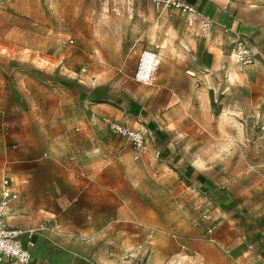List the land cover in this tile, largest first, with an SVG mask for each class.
Listing matches in <instances>:
<instances>
[{
	"label": "rangeland",
	"instance_id": "obj_1",
	"mask_svg": "<svg viewBox=\"0 0 264 264\" xmlns=\"http://www.w3.org/2000/svg\"><path fill=\"white\" fill-rule=\"evenodd\" d=\"M21 1L0 0L17 18L0 16L15 48L0 58L34 86L18 109L2 103L0 182L31 186L6 216L36 229L31 264H264V0H200L219 29L196 52L165 48L151 85L134 78L145 49L103 52L115 39L92 35V0H43L39 22L19 20ZM236 32L254 64L238 62ZM108 99L154 132L142 153L95 117Z\"/></svg>",
	"mask_w": 264,
	"mask_h": 264
},
{
	"label": "crops",
	"instance_id": "obj_2",
	"mask_svg": "<svg viewBox=\"0 0 264 264\" xmlns=\"http://www.w3.org/2000/svg\"><path fill=\"white\" fill-rule=\"evenodd\" d=\"M183 1L194 5L199 12L202 10L200 0ZM131 3L132 9L130 12L128 8L129 4L126 0H92V6L95 7L92 13V22L96 23L94 26L96 33H93L94 29L92 26V35L96 37H103L106 39H115L107 41L105 43L103 52L107 54H126L145 49L143 50V52L149 51L158 54L159 69L161 65L164 66L166 64L164 61L162 62V54L166 52L165 48L169 47L171 48V50H180L186 54L196 52L197 49L204 46V44L202 43V38H205L206 36L209 38V35L213 31L216 32L217 29H219V20L217 17L216 19L213 17L216 16V10L212 8L213 4H211V6L207 10H205V12H202V15L210 17L214 21V26L211 29L212 32L208 35H204L201 31L202 19L196 20L194 24L190 26L188 23V19L184 18V16H180L182 24H177V20L179 17L176 13L174 14V12L177 10L168 12L166 10L159 9L152 0H132ZM46 4L47 3L43 0H23L21 1L20 5H18V3L14 5L24 7V13L27 14V16H30L24 18L21 17L19 18L20 21L39 22L47 20L46 17L48 15V11L43 8ZM8 6L9 8H11L12 5L8 4ZM11 12L13 13V11ZM206 12L211 13L213 16ZM12 13H9V11L0 10V16H4L5 19L10 20L13 18L14 20H17L16 17H10L13 16ZM147 24L150 27V31L154 32L153 34H145L144 27ZM101 31L102 33H97ZM145 36L153 38V41H149L148 44L144 43L143 40ZM166 36L168 37V40H165ZM6 37L16 38V29L13 28L12 30H10ZM1 46L5 47L6 49L0 50V56H8L12 58V53L14 52L13 50H15V48L13 49V44H11V42L5 43L4 41H2V37L0 36V47ZM10 58H8L7 60H4L5 58H0V150L2 148V144H7V139H5L3 136L5 127L2 126L1 123L2 103L4 105V108H8V106L15 107V104L12 103L13 101H20L24 103L26 100H28V96L31 94V90L34 86V80L32 77H30L29 73L22 72L20 69H18L15 66V63L11 62ZM169 64L172 67L175 66L172 62H169ZM36 82V85L40 84L41 88H43V86L46 87H44V94L46 95L48 93L49 81L41 79L40 81ZM60 82L63 84H71V82L63 78L60 79ZM17 83L19 84L18 86L16 85ZM94 98L96 100V97ZM92 105V112H94L95 117L98 119H103V117H109L117 120L128 118L129 120H131V122H133V124L130 123L129 120L123 122H128L131 125H136L138 122V120L134 121V118L132 119L130 117H136L138 115H136L132 109L126 108L121 103L108 99L103 102H92ZM15 109L18 108L15 107ZM148 128L150 129L153 136L152 141H155L154 132L150 127ZM11 188L13 191L17 192L18 197L17 199H14L9 203V206L6 209L4 215L5 222L6 216L10 212V208L14 207L16 205V202H20L21 197L32 196L31 186L28 184H25L22 187L21 193L18 192V190L13 186L12 182ZM1 198L2 180L0 182V202ZM12 228L23 229L18 226ZM23 230L27 231L30 229Z\"/></svg>",
	"mask_w": 264,
	"mask_h": 264
},
{
	"label": "built area",
	"instance_id": "obj_3",
	"mask_svg": "<svg viewBox=\"0 0 264 264\" xmlns=\"http://www.w3.org/2000/svg\"><path fill=\"white\" fill-rule=\"evenodd\" d=\"M126 1L129 4L128 8L131 12L132 0ZM152 1L159 9L168 12L177 10L186 14L190 26L196 20L202 19V31L204 34H208L214 24L210 17L202 15L194 5L186 3L183 0ZM232 49L238 62L242 66H249L255 63L256 59L248 42L238 32L234 33ZM158 66V54L144 51L135 73V80L145 85H151L155 80ZM103 120L108 124L112 133L125 136L138 154L142 153L147 148L149 140L153 139L150 129L141 120H138L136 125H131L128 122L109 117H103ZM11 182L12 179L8 176H4L2 179V198L0 202V264H31L34 258L33 248L36 244L34 240L36 229L24 231L20 228H12L4 220L5 211L9 203L18 197L17 192L11 188ZM212 231L213 229L210 228L209 232Z\"/></svg>",
	"mask_w": 264,
	"mask_h": 264
},
{
	"label": "trees",
	"instance_id": "obj_4",
	"mask_svg": "<svg viewBox=\"0 0 264 264\" xmlns=\"http://www.w3.org/2000/svg\"><path fill=\"white\" fill-rule=\"evenodd\" d=\"M84 264V263H83Z\"/></svg>",
	"mask_w": 264,
	"mask_h": 264
}]
</instances>
